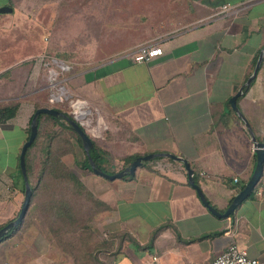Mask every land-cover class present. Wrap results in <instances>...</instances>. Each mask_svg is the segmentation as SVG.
Listing matches in <instances>:
<instances>
[{
  "label": "crops",
  "instance_id": "obj_1",
  "mask_svg": "<svg viewBox=\"0 0 264 264\" xmlns=\"http://www.w3.org/2000/svg\"><path fill=\"white\" fill-rule=\"evenodd\" d=\"M9 1L0 0V7L9 4L13 10L4 12L18 14L0 23V106L19 107L0 122V225L20 212L21 150L35 110L45 105L71 117L78 110L104 154L105 171L147 153L182 155L209 201L228 208L257 164L250 130L230 98L264 49V0ZM224 3L230 12L220 13ZM35 24L45 27L44 48L23 50ZM136 27L144 33L136 36ZM12 30L16 39L7 43ZM151 39L164 53L136 62L131 50ZM55 59L68 67L51 80V69H60ZM237 103L264 141V59ZM52 129H60L53 148L104 203L93 223L112 249H121L115 264H147L151 252L161 264H211L231 242L264 260V170L253 194L230 216H219L190 183L184 162L159 155L134 174L110 179L87 167L84 145L47 116L39 146ZM6 262L75 264L32 219L0 241V264Z\"/></svg>",
  "mask_w": 264,
  "mask_h": 264
},
{
  "label": "trees",
  "instance_id": "obj_2",
  "mask_svg": "<svg viewBox=\"0 0 264 264\" xmlns=\"http://www.w3.org/2000/svg\"><path fill=\"white\" fill-rule=\"evenodd\" d=\"M9 2L14 4L13 0ZM18 107V103L0 106V122L13 117ZM45 116L58 121L61 127L69 129L83 146L81 136L68 120L59 121L48 113L40 115L38 135L28 147L26 154L28 175L33 188L30 206L23 220L1 237L0 241L31 218L49 239L73 257L75 264H115L121 249H112L109 243L98 235L93 223V215L104 207V203L75 170L63 161L62 153L52 146V141L60 133V129H52L44 143L40 146L38 144V138L42 134V119ZM91 155L98 165L106 170L102 164L104 154L97 148L95 142ZM85 157L86 166L91 167L87 152ZM131 160L129 159V162ZM21 174L22 190L25 192L23 172ZM244 186L245 184L241 188ZM254 190L255 188L251 194ZM4 225H0V228ZM131 241L139 247H149L141 245L136 239Z\"/></svg>",
  "mask_w": 264,
  "mask_h": 264
},
{
  "label": "water",
  "instance_id": "obj_3",
  "mask_svg": "<svg viewBox=\"0 0 264 264\" xmlns=\"http://www.w3.org/2000/svg\"><path fill=\"white\" fill-rule=\"evenodd\" d=\"M12 10H13V7L9 4H6L0 7V12L12 11ZM263 59H264V49L261 51L257 59V62L255 64L254 70L252 74L248 77L246 83L242 85V87L238 90V92L235 93L230 98V102L233 108L237 111L240 117L245 121L246 125L248 126L250 130L252 140L254 142L255 151L257 154V164H256L253 174L251 175V177L249 178L245 186L235 195V197L233 198L230 205L225 211H220L215 205H213L209 201L202 187L196 181L194 168L191 166L190 161L185 156L178 155L172 152L147 153L145 155L137 156L135 159L132 160L131 164L128 165L127 167L117 172L109 173L105 171L100 165H98V163L92 157L91 150L94 147L93 139L91 135L88 133V131L85 129V127L82 125V123L78 120L77 117H71L66 112L54 106H41L35 110V113L31 120V131H30L28 139L23 144L21 155H20L21 168H22L24 181H25V192H24L23 203H22L18 216L0 228V238L8 234L13 228H15L23 220L30 206V202H31L32 194H33V188H32L29 175H28L27 164H26V154H27L28 147L34 142V140L36 139L38 135L39 117L42 113H49L55 117H64L65 119L68 120V122L73 126L74 130L81 136L84 148L89 157L91 168L96 173H99L110 179H114L117 177H123L127 174H134L136 172L137 167L142 165L146 160H150L159 155L169 156V157H172L174 159L184 162L186 170L189 175L190 183L197 189L202 201L213 213L219 216H230L232 213H234L237 206L240 203H242V201L251 194L252 190L256 187V185L260 181L263 170H264V141H261L257 138L254 130L252 129L250 122L248 121L247 117L242 112V110L240 109L237 103L238 96H240L244 92L245 87H249L253 79L257 76L258 70L262 64Z\"/></svg>",
  "mask_w": 264,
  "mask_h": 264
},
{
  "label": "built area",
  "instance_id": "obj_4",
  "mask_svg": "<svg viewBox=\"0 0 264 264\" xmlns=\"http://www.w3.org/2000/svg\"><path fill=\"white\" fill-rule=\"evenodd\" d=\"M231 9L232 5L230 3H224L220 13H228ZM131 53L136 62H147L156 56L162 55L164 47L160 42L151 39L135 45ZM59 65V71H56L54 68L51 69V80L56 79L60 71L68 67V63L66 62H61ZM57 97H61V95ZM51 100L54 101L55 97H51ZM77 103L78 101H75L73 104L75 108H78ZM75 111V117L78 118L79 112L77 109ZM235 180H238V178H235ZM5 264L9 263L6 262ZM147 264H161L160 255L157 252L149 253ZM211 264H264V260L251 256L245 247L240 246L236 242H231L215 255Z\"/></svg>",
  "mask_w": 264,
  "mask_h": 264
},
{
  "label": "rangeland",
  "instance_id": "obj_5",
  "mask_svg": "<svg viewBox=\"0 0 264 264\" xmlns=\"http://www.w3.org/2000/svg\"><path fill=\"white\" fill-rule=\"evenodd\" d=\"M73 8H76V6H72ZM18 14L17 10H14L13 12H0V23L3 22L2 19H7L8 17H16V15ZM71 17H77V16H72ZM31 28V32H30V36H28V39L25 40V42H23V50L26 49V47L28 45H31V46H36V48L32 49L34 52H36L37 50H40V49H43L44 47V43L45 41L43 40L44 38V35H45V30H44V26L41 27V25H38V24H35L34 26H29ZM24 29V27H23ZM17 32L15 33L16 34V37H18L20 35V32H19V28H17ZM24 32H26L24 30ZM134 32L137 35H142L144 32H143V29L141 28H138L136 27L134 29ZM11 36L8 35L7 38L6 37H3L4 39L6 38L7 40V43H13L15 41L16 38H13V35H14V31L12 30L11 32ZM25 35V33H24ZM56 61H58V64H60V61L58 59H55ZM46 73L48 74L49 71L46 70ZM79 176V175H78ZM31 219V218H30Z\"/></svg>",
  "mask_w": 264,
  "mask_h": 264
},
{
  "label": "bare ground",
  "instance_id": "obj_6",
  "mask_svg": "<svg viewBox=\"0 0 264 264\" xmlns=\"http://www.w3.org/2000/svg\"><path fill=\"white\" fill-rule=\"evenodd\" d=\"M58 100V99H57Z\"/></svg>",
  "mask_w": 264,
  "mask_h": 264
}]
</instances>
